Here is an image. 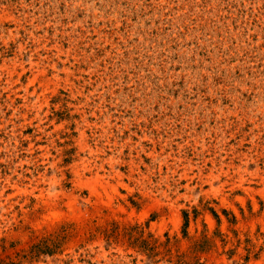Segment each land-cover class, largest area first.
<instances>
[{
	"label": "rangeland",
	"instance_id": "obj_1",
	"mask_svg": "<svg viewBox=\"0 0 264 264\" xmlns=\"http://www.w3.org/2000/svg\"><path fill=\"white\" fill-rule=\"evenodd\" d=\"M0 264H264V0H0Z\"/></svg>",
	"mask_w": 264,
	"mask_h": 264
}]
</instances>
